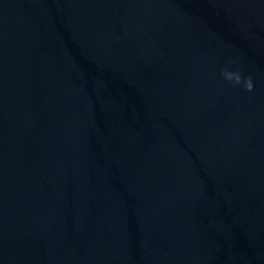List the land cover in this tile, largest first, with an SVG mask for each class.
<instances>
[{
    "label": "water",
    "instance_id": "1",
    "mask_svg": "<svg viewBox=\"0 0 264 264\" xmlns=\"http://www.w3.org/2000/svg\"><path fill=\"white\" fill-rule=\"evenodd\" d=\"M0 264H264V0H0Z\"/></svg>",
    "mask_w": 264,
    "mask_h": 264
},
{
    "label": "clouds",
    "instance_id": "2",
    "mask_svg": "<svg viewBox=\"0 0 264 264\" xmlns=\"http://www.w3.org/2000/svg\"><path fill=\"white\" fill-rule=\"evenodd\" d=\"M223 75H224L225 79L232 81L235 84H240L242 82V78H241L239 73H233L231 71H225L223 73ZM246 86L249 90H251L252 85L250 82H248Z\"/></svg>",
    "mask_w": 264,
    "mask_h": 264
}]
</instances>
